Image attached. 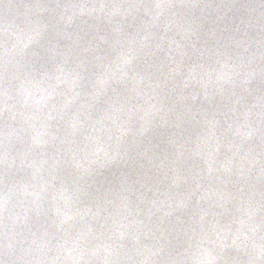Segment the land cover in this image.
I'll use <instances>...</instances> for the list:
<instances>
[{
    "label": "water",
    "instance_id": "water-1",
    "mask_svg": "<svg viewBox=\"0 0 264 264\" xmlns=\"http://www.w3.org/2000/svg\"><path fill=\"white\" fill-rule=\"evenodd\" d=\"M0 264H264V0H0Z\"/></svg>",
    "mask_w": 264,
    "mask_h": 264
}]
</instances>
